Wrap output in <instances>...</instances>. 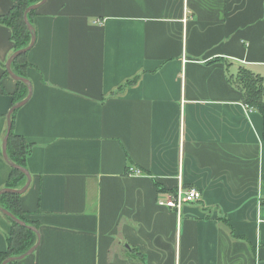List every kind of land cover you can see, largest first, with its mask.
Returning <instances> with one entry per match:
<instances>
[{"label": "crops", "instance_id": "crops-1", "mask_svg": "<svg viewBox=\"0 0 264 264\" xmlns=\"http://www.w3.org/2000/svg\"><path fill=\"white\" fill-rule=\"evenodd\" d=\"M31 25L13 131L31 145L19 205L40 243L16 263L264 264L262 118L228 83L240 67L264 78V0H46ZM13 52L0 22V190ZM179 183L201 200L177 214L157 201Z\"/></svg>", "mask_w": 264, "mask_h": 264}, {"label": "trees", "instance_id": "trees-1", "mask_svg": "<svg viewBox=\"0 0 264 264\" xmlns=\"http://www.w3.org/2000/svg\"><path fill=\"white\" fill-rule=\"evenodd\" d=\"M13 5L8 14L0 18V22L6 25L11 31V42L13 51H17L27 47L31 40V35L24 24V11L31 5L39 3L41 0H11ZM36 14L31 11L28 14V20ZM26 55H21L16 58L11 69L15 75L25 78V69L28 66L25 62ZM7 75V72L4 71ZM137 79L134 78L128 81L124 87L133 85ZM228 83L241 94V102L249 109L255 110L262 118V142L264 143V78L254 74L250 70L240 67L234 75L228 76ZM17 90L12 94L13 104L23 100L27 95V87L22 82H16ZM124 87L118 89L122 91ZM16 111L11 115V130L7 140V155L9 160L15 165L26 169V158L29 155L31 145L27 144L24 139L16 135L13 131L14 117ZM26 182L25 175L16 169H10L9 177L4 188L6 189H21ZM183 188H186L183 186ZM177 187L171 191L175 193ZM170 193V194H171ZM20 195L17 194H2L0 195V207L11 213L15 218L25 223L27 226H33L36 229L38 225L29 222L19 205ZM175 211V210H174ZM176 212V211H175ZM177 213V212H176ZM225 221V220H224ZM11 222V231L6 238V249L0 252V264L9 257H16L28 251L37 241L35 233L19 224ZM10 264H17L12 262Z\"/></svg>", "mask_w": 264, "mask_h": 264}, {"label": "water", "instance_id": "water-1", "mask_svg": "<svg viewBox=\"0 0 264 264\" xmlns=\"http://www.w3.org/2000/svg\"><path fill=\"white\" fill-rule=\"evenodd\" d=\"M45 1L46 0H41L39 3L29 6L24 11L23 21H24V24L26 25V27H27L30 35H31L30 43H29V45L27 47L13 52L12 55L8 58V60H7L6 64H5V71L7 72V74L14 81H16V82L19 81V82H22L23 84L26 85V87H27V95H26V97L23 100L15 103L11 107L10 111L8 112V114L6 116L7 129H6V133H5L3 142H2L1 152H2V157H3L4 161H6V163L12 169L19 170L20 172H22L25 175V177H26V183H25V185L21 189H16V190L6 189V188L1 189L0 190V195H2V194H17V195H21V194H23L26 191V189L28 188V186L30 184V175L27 172V170L24 169V168H21V167H19L17 165H15L14 163H12L9 160L8 155H7V140H8L9 134H10V130H11V115L15 111H17L19 108H21L22 106H24L28 102V100L30 99V97L32 95V87H31L30 82L27 79H25V78H21V77H18L17 75H15L13 73L12 69H11V64H12V62L16 58H18L21 55L26 54L33 47L34 42H35V34H34V30L32 28V25H31V23L28 20V14L31 11L37 10L42 4H44ZM0 212L4 216H6L7 218H9L12 222H14L16 224H19V225H21L23 227H26V228H28L30 230H32L35 233L36 237H37L36 243L28 251H26L24 254H22L20 256L9 257V258L5 259L2 264H10L11 262L21 261V260L25 259L26 257L30 256L36 250V248L38 247V245L40 243V235H39V232H38V230L35 227H33V226H27L25 223H23L22 221H20L17 218H15L11 213H9L8 211H6L5 209H3L1 207H0Z\"/></svg>", "mask_w": 264, "mask_h": 264}, {"label": "built area", "instance_id": "built-area-1", "mask_svg": "<svg viewBox=\"0 0 264 264\" xmlns=\"http://www.w3.org/2000/svg\"><path fill=\"white\" fill-rule=\"evenodd\" d=\"M246 107V106H245ZM247 110H250L246 107ZM129 175H140L141 171L130 167L128 169ZM201 200L200 192L195 188H183L181 183L177 186L175 193L167 195L164 199H158L157 204L175 210L177 214L180 213L181 208L185 204L196 203Z\"/></svg>", "mask_w": 264, "mask_h": 264}]
</instances>
